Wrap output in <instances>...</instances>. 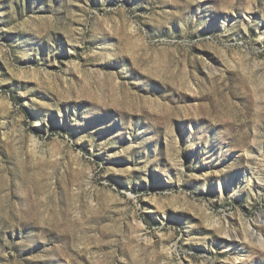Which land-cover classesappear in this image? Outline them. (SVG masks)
<instances>
[{"label":"rangeland","instance_id":"rangeland-1","mask_svg":"<svg viewBox=\"0 0 264 264\" xmlns=\"http://www.w3.org/2000/svg\"><path fill=\"white\" fill-rule=\"evenodd\" d=\"M263 151L264 0H0V264H264Z\"/></svg>","mask_w":264,"mask_h":264},{"label":"bare ground","instance_id":"bare-ground-1","mask_svg":"<svg viewBox=\"0 0 264 264\" xmlns=\"http://www.w3.org/2000/svg\"><path fill=\"white\" fill-rule=\"evenodd\" d=\"M262 160H264V151L261 152V153L259 154L258 162H259V161H262ZM244 240H245V239H244Z\"/></svg>","mask_w":264,"mask_h":264}]
</instances>
